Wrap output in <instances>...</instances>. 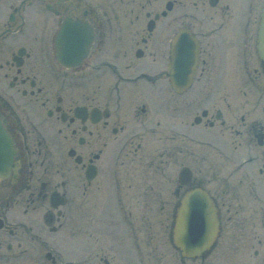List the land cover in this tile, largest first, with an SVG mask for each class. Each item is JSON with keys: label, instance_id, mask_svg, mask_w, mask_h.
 <instances>
[{"label": "flooded vegetation", "instance_id": "af4514ba", "mask_svg": "<svg viewBox=\"0 0 264 264\" xmlns=\"http://www.w3.org/2000/svg\"><path fill=\"white\" fill-rule=\"evenodd\" d=\"M263 7L0 0V122L16 149L0 180V261L24 259L0 264H264ZM184 28L191 86L177 91L172 39ZM196 188L213 222L200 263H143L155 234L172 244ZM82 199L84 239L66 227ZM124 249L136 263H115Z\"/></svg>", "mask_w": 264, "mask_h": 264}, {"label": "water", "instance_id": "95a60500", "mask_svg": "<svg viewBox=\"0 0 264 264\" xmlns=\"http://www.w3.org/2000/svg\"><path fill=\"white\" fill-rule=\"evenodd\" d=\"M262 22L260 24L259 49L260 56L264 60V11L262 14ZM173 69H177L172 74L174 85L179 83L190 82V70L187 50L186 31L180 32L174 41V57ZM14 150L12 149V141L6 130L0 124V177L3 176L7 164L11 162ZM196 210H194V208ZM204 216L207 215L204 213ZM203 216V217H204ZM206 232H200V190L190 192L185 198L182 206L179 207L175 227H174V243L178 246L183 254L187 257L200 256V252L205 246L208 239Z\"/></svg>", "mask_w": 264, "mask_h": 264}, {"label": "rangeland", "instance_id": "374dc122", "mask_svg": "<svg viewBox=\"0 0 264 264\" xmlns=\"http://www.w3.org/2000/svg\"><path fill=\"white\" fill-rule=\"evenodd\" d=\"M77 206H79V209L77 211H81L78 212V214L76 215L77 216V219H75L74 222H72V220L70 219V215H71V209L69 208L70 205H68V208L66 210V217H67V233L71 232V230H74L77 232V235L76 237L79 238L81 237L82 239H84V237L87 238L85 232H87L86 230V218H87V212L85 210V202L84 200H78V202L76 203ZM82 206V207H81ZM81 207V208H80ZM81 214V215H80ZM73 216V214H72ZM78 222V224H77ZM104 223L108 222V220L106 221H103ZM159 223L160 221L156 220L155 221V228L157 229V232H158V228H159ZM75 225V226H74ZM71 227V230L70 228ZM100 227H103L102 225V222L100 223ZM112 227V225L108 226V228L110 229ZM73 228V229H72ZM74 231V232H75ZM103 231H105V227H103ZM85 238V239H86ZM155 240H157V255H156V258H153V257H150L149 256V259H147V257H144L143 259L145 260L143 263H200V259H185L181 256V253L179 252V250L174 247L172 244H167V246H163V243L161 241V238L159 237V235L155 234ZM77 250L73 248V251L71 252L70 256L72 257H83L84 256V251H80L79 247H82L84 246V242L82 243H77ZM92 248H95V250L99 253H97L98 255H102V252H101V248L100 246H94L92 245ZM122 248H123V245H122ZM72 249V247L70 249H68L69 251ZM123 251V250H122ZM110 254L108 255H112V254H115L114 252L112 251H108ZM106 253V252H105ZM124 256L122 258H120V255L118 254V258L117 262L115 263H136L135 260H133V257L129 256L131 254V252H129L127 249H124ZM122 254V253H121ZM132 255V254H131ZM128 256V257H127ZM94 259H98V258H94ZM24 259H12L11 261L9 262H5V261H0V263H23ZM96 263H102L101 261H96Z\"/></svg>", "mask_w": 264, "mask_h": 264}]
</instances>
